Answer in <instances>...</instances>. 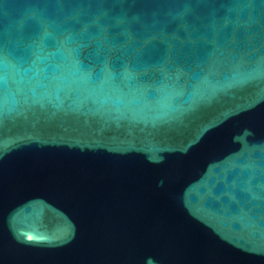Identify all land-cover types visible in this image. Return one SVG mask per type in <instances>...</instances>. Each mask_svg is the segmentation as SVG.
Segmentation results:
<instances>
[{
	"label": "water",
	"instance_id": "1",
	"mask_svg": "<svg viewBox=\"0 0 264 264\" xmlns=\"http://www.w3.org/2000/svg\"><path fill=\"white\" fill-rule=\"evenodd\" d=\"M0 264H264V0H0Z\"/></svg>",
	"mask_w": 264,
	"mask_h": 264
}]
</instances>
